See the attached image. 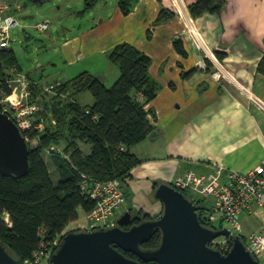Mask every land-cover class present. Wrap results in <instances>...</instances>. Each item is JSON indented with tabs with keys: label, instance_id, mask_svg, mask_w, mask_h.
I'll return each mask as SVG.
<instances>
[{
	"label": "crops",
	"instance_id": "1",
	"mask_svg": "<svg viewBox=\"0 0 264 264\" xmlns=\"http://www.w3.org/2000/svg\"><path fill=\"white\" fill-rule=\"evenodd\" d=\"M195 1L138 0L125 15L118 0H107L109 14L100 15L95 44L90 27L60 44L66 68L83 65L87 58L90 66L97 58L108 60L105 53L121 42L134 44L152 58L150 74L160 90L145 108L157 132L132 147L142 160L132 169V179L149 182L153 192L156 183L171 182L189 170L212 177L218 168L223 173L248 172L264 165V74L258 71L264 57V0H226L220 13L194 18L189 5ZM167 10L174 16L159 20ZM177 39L186 56L176 50ZM191 70L193 75L184 78ZM47 156L55 183L57 168ZM245 218L251 233L262 231L264 205L256 204Z\"/></svg>",
	"mask_w": 264,
	"mask_h": 264
},
{
	"label": "trees",
	"instance_id": "2",
	"mask_svg": "<svg viewBox=\"0 0 264 264\" xmlns=\"http://www.w3.org/2000/svg\"><path fill=\"white\" fill-rule=\"evenodd\" d=\"M0 1L9 4L3 15L15 17L18 24L13 28L18 27L21 23L14 13L20 9L18 0ZM137 1L118 0V5L122 13L128 15ZM226 3V0H196L189 5V10L197 18L205 13H220ZM96 4L97 0H86V7L80 14H86ZM173 16L174 13L167 10L159 20H168ZM174 45L180 54L187 55L181 39L175 40ZM105 55L118 68L110 83H106L105 78L83 71L65 81L57 79L43 84L41 88L42 84L34 82L30 76L33 82L32 96L39 102L40 114L46 117L45 128L41 132L31 130L24 133L30 139L31 165L25 176L5 175L0 171V241L17 258H29L41 240H53L59 235L63 237L71 231L95 230L90 228L89 214L97 201L82 191L83 175L93 181H127L132 178V169L142 162L132 152V147L157 132L145 108L160 90V84L150 74L152 58L129 42L115 45ZM217 56L223 58V52H218ZM10 70L21 71V68L13 50L9 47L0 48V82L7 92L11 91L8 86L12 80L9 78ZM258 71L264 74V57L258 65ZM193 73V70L188 71L183 77L189 78ZM51 83L59 85L53 92L45 91L44 87ZM85 92L93 95V102L82 103L79 100L80 94ZM0 110L3 111L1 105ZM33 140H38V144L34 145ZM51 146L61 153L48 152ZM46 152L60 174L58 184L52 180L44 158ZM158 185L156 183L154 187ZM196 205L201 223L210 227L205 221L209 220V208L201 206L199 202ZM82 210L88 219V228L75 227L66 231L79 220ZM128 210L135 212L131 208ZM119 212L123 213L122 210ZM137 212L134 216L141 217L135 218L131 226L154 218L151 214L143 216L141 211ZM6 215L9 217L8 223L4 221ZM42 232H45L44 236ZM160 241L161 233L156 231L142 247L155 249ZM118 248L141 264H160L158 261H143L135 252Z\"/></svg>",
	"mask_w": 264,
	"mask_h": 264
},
{
	"label": "water",
	"instance_id": "3",
	"mask_svg": "<svg viewBox=\"0 0 264 264\" xmlns=\"http://www.w3.org/2000/svg\"><path fill=\"white\" fill-rule=\"evenodd\" d=\"M29 141L11 116L0 110V171L3 174L23 177L29 172ZM154 196L163 205L162 213L155 218L124 229L125 224L136 218L128 210L111 226L68 232L50 264H141L118 247L135 252L143 261L160 264H261L241 235H232L228 228L217 230L203 225L195 201L184 191L169 182H160ZM156 231L161 233L159 246L143 248L142 244ZM222 235L233 240V247L226 255L211 246ZM0 264H24V259L12 255L0 241Z\"/></svg>",
	"mask_w": 264,
	"mask_h": 264
},
{
	"label": "built area",
	"instance_id": "4",
	"mask_svg": "<svg viewBox=\"0 0 264 264\" xmlns=\"http://www.w3.org/2000/svg\"><path fill=\"white\" fill-rule=\"evenodd\" d=\"M8 6L9 4L0 1V48L9 47V32L18 24L15 17L3 15ZM50 26L48 21L36 25L40 31H46ZM11 76L12 80L8 83L10 92L1 87L0 82V105L3 112H8L22 131L44 130L46 117L40 114L39 102L32 96V80L17 70H13ZM58 85L59 83H51L44 89L53 92ZM40 86L42 88L43 84ZM48 152L61 153L55 146H51ZM83 177L85 180L82 182V191L97 201L96 207L89 214L90 228L113 225L112 218L115 220L117 212L126 204V196L120 182L116 179L106 182L93 181L86 175ZM172 184L175 188L188 191L199 198H211L213 204L209 217L220 214L230 227L221 225L219 228L227 227L234 235L240 233L241 216L253 213L256 204L264 205V165L248 172L230 170L223 173L218 168L212 177L191 170L176 177ZM4 221L9 222L8 215ZM44 235L45 232H42V236ZM60 242L61 238L57 236L53 240H41L38 248L24 260V264H50V259ZM246 243L248 250L264 264V228L260 232H252ZM211 246L226 255L232 249L233 241L221 236L214 239Z\"/></svg>",
	"mask_w": 264,
	"mask_h": 264
},
{
	"label": "rangeland",
	"instance_id": "5",
	"mask_svg": "<svg viewBox=\"0 0 264 264\" xmlns=\"http://www.w3.org/2000/svg\"><path fill=\"white\" fill-rule=\"evenodd\" d=\"M101 2V7L100 0H97L94 9L82 15L80 12L86 7V0H18V8L20 9L14 13L21 24L9 32L11 36L9 48L13 50L21 72L46 84L57 79L67 80L80 71L88 69L99 78L101 72L106 83H110L111 76L118 71V68L109 60L97 58L90 66V59L87 58L83 65L66 68L67 59L60 46L65 40L75 37L76 32L86 27H90L89 33L94 35L92 42L96 43V35L100 37V15L107 16L109 12L106 9L110 7L109 4L105 7L107 0H101ZM102 7H105V10H102ZM44 21L50 22V28L46 31L38 30L36 25ZM113 68L115 70L110 72ZM11 73L10 70L9 78H12ZM79 100L82 103H90L94 101V98L90 92H85L79 96ZM45 154L47 156L48 152ZM53 177L55 184H58L60 177L58 170L53 172ZM120 183L126 196V204L122 208L123 213L131 208L135 211L134 213H138V210L141 211L143 216L151 214L155 218L161 214L162 203L155 198V192H153L149 182H138L129 178ZM169 183L173 186L172 181ZM212 204L211 198L200 201V205L204 207L210 208ZM128 205L131 207L125 209ZM123 213L117 212L115 220L119 219ZM245 217L246 215H243L240 218L241 230L237 234L244 236L246 243L252 230L250 229V222H246L248 219ZM215 218L218 223L222 222L223 226L230 227V224L223 220L220 214H217ZM88 226V219L82 210L79 220L72 223L66 231L75 227L88 228ZM57 238L62 239V236L59 235Z\"/></svg>",
	"mask_w": 264,
	"mask_h": 264
},
{
	"label": "flooded vegetation",
	"instance_id": "6",
	"mask_svg": "<svg viewBox=\"0 0 264 264\" xmlns=\"http://www.w3.org/2000/svg\"><path fill=\"white\" fill-rule=\"evenodd\" d=\"M189 171H191V170H189ZM188 172V171H187ZM186 173V172H185ZM184 173V174H185ZM178 176H183V174H181V175H178ZM177 176V177H178ZM176 178V177H175ZM174 178V179H175ZM173 179V180H174ZM172 181V180H171ZM186 193H188L189 194V192L188 191H185ZM190 197H191V199H193L194 201H195V203L197 202H199L200 203V201L201 200H205L204 198H199L198 196H195L194 194H191V195H189ZM127 211V210H126ZM126 211H124V212H126ZM162 211H163V207H162ZM162 211H161V213H162ZM210 212V208L208 209V211H207V213H209ZM124 214V213H123ZM134 215V214H133ZM134 217H136V218H140L141 216H139V217H137V216H134ZM210 219H211V222H210ZM208 224H209V226H210V228H213V229H217V230H220V229H222V228H219L222 224H220V223H218V221L216 220V218H215V216L212 218H210L209 217V220L207 221V220H205ZM133 222V221H132ZM132 222H130V223H132ZM130 223H127V224H125L124 225V227L126 228V229H128V228H130L131 227V224ZM136 223V222H135ZM133 225V224H132ZM207 227V226H206ZM224 228H227V227H224ZM231 232V231H230ZM232 234V233H231ZM232 235H234V234H232ZM222 236H224V235H222ZM221 237V236H220ZM227 237V236H226ZM229 239H231L232 240V238L231 237H228ZM233 241V240H232Z\"/></svg>",
	"mask_w": 264,
	"mask_h": 264
},
{
	"label": "clouds",
	"instance_id": "7",
	"mask_svg": "<svg viewBox=\"0 0 264 264\" xmlns=\"http://www.w3.org/2000/svg\"><path fill=\"white\" fill-rule=\"evenodd\" d=\"M29 78H30V76L29 75H27ZM34 81V80H33ZM35 82V81H34ZM2 111V110H1ZM3 112V111H2ZM6 113V112H5ZM8 114V113H7ZM10 115V114H9ZM11 116V115H10ZM11 118H12V116H11ZM13 119V118H12ZM14 120V119H13ZM16 123V122H15ZM17 124V123H16ZM19 127V126H18ZM20 128V127H19ZM29 131H31V130H29ZM37 131V130H36ZM43 131V130H42ZM24 133H25V131H23ZM37 132H39V131H37ZM41 132V131H40ZM170 182V181H169Z\"/></svg>",
	"mask_w": 264,
	"mask_h": 264
},
{
	"label": "bare ground",
	"instance_id": "8",
	"mask_svg": "<svg viewBox=\"0 0 264 264\" xmlns=\"http://www.w3.org/2000/svg\"><path fill=\"white\" fill-rule=\"evenodd\" d=\"M181 7H182V10L184 11V12H186V9H185V6H184V4L183 3H181V5H180Z\"/></svg>",
	"mask_w": 264,
	"mask_h": 264
}]
</instances>
